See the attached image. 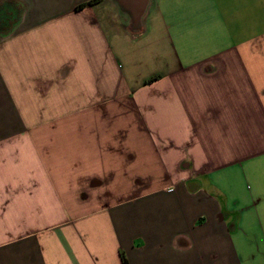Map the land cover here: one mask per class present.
Returning <instances> with one entry per match:
<instances>
[{
  "label": "crops",
  "instance_id": "crops-1",
  "mask_svg": "<svg viewBox=\"0 0 264 264\" xmlns=\"http://www.w3.org/2000/svg\"><path fill=\"white\" fill-rule=\"evenodd\" d=\"M88 1L0 0V264H264V0Z\"/></svg>",
  "mask_w": 264,
  "mask_h": 264
},
{
  "label": "trees",
  "instance_id": "trees-1",
  "mask_svg": "<svg viewBox=\"0 0 264 264\" xmlns=\"http://www.w3.org/2000/svg\"><path fill=\"white\" fill-rule=\"evenodd\" d=\"M98 1H99V0H90V1H88L87 3L80 5V8H83V7H85V6L92 5V4H94V3L98 2ZM151 80H153V79H151ZM151 80H150V81H151Z\"/></svg>",
  "mask_w": 264,
  "mask_h": 264
}]
</instances>
